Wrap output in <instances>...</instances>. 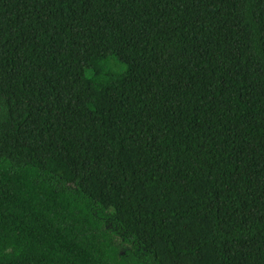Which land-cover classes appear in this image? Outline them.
I'll list each match as a JSON object with an SVG mask.
<instances>
[{
    "label": "trees",
    "instance_id": "16d2710c",
    "mask_svg": "<svg viewBox=\"0 0 264 264\" xmlns=\"http://www.w3.org/2000/svg\"><path fill=\"white\" fill-rule=\"evenodd\" d=\"M0 264H264V0H0Z\"/></svg>",
    "mask_w": 264,
    "mask_h": 264
},
{
    "label": "rangeland",
    "instance_id": "374dc122",
    "mask_svg": "<svg viewBox=\"0 0 264 264\" xmlns=\"http://www.w3.org/2000/svg\"><path fill=\"white\" fill-rule=\"evenodd\" d=\"M122 240H123V236L120 235V241L122 242ZM125 250L129 251V250H132V248L130 245H128V246H125ZM123 253H124V251H123Z\"/></svg>",
    "mask_w": 264,
    "mask_h": 264
}]
</instances>
